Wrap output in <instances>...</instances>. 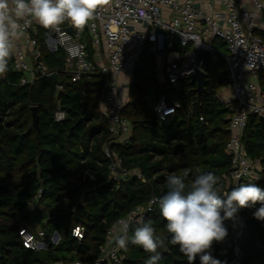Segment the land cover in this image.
<instances>
[{"label": "trees", "instance_id": "16d2710c", "mask_svg": "<svg viewBox=\"0 0 264 264\" xmlns=\"http://www.w3.org/2000/svg\"><path fill=\"white\" fill-rule=\"evenodd\" d=\"M256 34L264 38V31ZM38 38L42 59L58 81L40 77L32 84H21L13 55L0 80V264L93 263L110 227L154 197L157 200L143 221L150 220L164 241L158 249L162 257L158 264H187L179 247L169 243L171 234L158 200L166 194L167 177L183 175L186 169L190 173L186 183L212 172L219 177L221 192L227 189L224 175L231 162L225 148L231 136V110L218 97L231 81L225 60L218 56L206 65L208 82L201 101L195 85L184 82L177 97L186 111L179 109L163 122L151 109V94L158 82L153 74L156 58L146 46L134 71L130 102L123 111L133 124V134L129 142L119 143L113 140L100 107L103 76L94 74L73 82L63 72L64 53L49 51L42 33ZM215 45L226 51L223 41L218 39ZM260 87L264 95L262 79ZM32 107H37V126ZM58 107L66 112L61 122L54 119ZM243 143L248 155L260 159L264 168V127L258 114L249 115ZM104 145L122 157L124 167L139 171L142 177L134 175L120 184L111 179ZM84 169L89 170L87 175ZM250 183L264 189V170L261 180ZM39 190L41 196L35 200ZM254 211L241 209L246 218L240 239L242 264H264V221L255 219ZM77 225L84 228L80 240L73 235ZM139 226L128 228L129 238ZM225 226L227 238L232 220L225 221ZM24 227L43 230L48 248L26 247L20 235ZM56 232L60 240L53 244L51 237ZM223 241L213 243L212 255L221 264H233V252L223 247ZM121 252L124 264H145L152 255L130 239ZM194 264H200L198 256Z\"/></svg>", "mask_w": 264, "mask_h": 264}, {"label": "built area", "instance_id": "2783aa9c", "mask_svg": "<svg viewBox=\"0 0 264 264\" xmlns=\"http://www.w3.org/2000/svg\"><path fill=\"white\" fill-rule=\"evenodd\" d=\"M201 3L206 6H198ZM262 16L264 0H250L249 7L236 0H100L95 18L83 31L74 28L69 21L59 25L58 30L45 29L33 21L23 36L14 42L13 68L21 74L23 85L56 74L42 59L38 38L42 33L49 51L64 53L63 72L73 82L94 74L103 76L102 114L108 121L113 140L127 143L133 134V124L123 116V111L130 102L134 71L146 46L155 55L153 74L158 82V89H153L151 94V109L163 122L179 109L186 111L177 96L189 76L198 70L208 75L202 52L208 53L209 62L221 56L231 80L227 85L231 93L225 95L221 90L218 93L219 99L231 110L228 127L231 136L225 148L231 162L224 175L228 191L242 183L261 180L264 170L261 160L250 157L243 143L249 115L264 116V95L260 88V81L264 80V38L256 34L257 30H262L257 21ZM157 29L165 35L157 34ZM218 39L225 43L226 51L215 45ZM164 41L165 49L159 51ZM2 78L0 75V80ZM65 118L66 112L58 107L55 121L61 122ZM103 151L110 160V178L115 182L120 184L134 175L142 177L139 171L124 167L122 157L113 153L108 145H104ZM88 173L89 170L84 169V175ZM41 193L39 190L35 200ZM156 200L154 197L148 204L134 208L110 227L95 262L75 260L54 264H124L125 256L114 243L115 238L123 234L120 221L127 220L130 226L139 224ZM29 207L33 209V201ZM232 224V231L222 245L232 250L233 264H242L240 239L246 228V218L241 210ZM20 235L28 248H48L41 229L35 232L24 227ZM73 235L82 239L84 228L77 225ZM51 240L57 244L59 234L54 233Z\"/></svg>", "mask_w": 264, "mask_h": 264}, {"label": "clouds", "instance_id": "9594fccd", "mask_svg": "<svg viewBox=\"0 0 264 264\" xmlns=\"http://www.w3.org/2000/svg\"><path fill=\"white\" fill-rule=\"evenodd\" d=\"M99 7L100 0H0V75L9 70L15 40L23 36L33 21L45 29L57 30L59 25L69 21L74 28L83 31L95 18ZM189 174L187 169L183 175L170 174L166 194L158 200L166 230L171 234L169 243L179 247L187 264H194L197 256L200 264H221L213 257L211 249L214 242H221L228 235L225 221L235 219L244 208H255L254 218L264 221V189L253 183H242L221 192L219 177L214 173L199 174L186 183ZM258 202L260 207L256 208ZM138 223L140 226L129 238V222L121 220L123 234L117 236L114 243L125 249L130 239L133 245L152 253L145 264H158L162 258L158 249L164 241L156 235L150 220Z\"/></svg>", "mask_w": 264, "mask_h": 264}, {"label": "water", "instance_id": "95a60500", "mask_svg": "<svg viewBox=\"0 0 264 264\" xmlns=\"http://www.w3.org/2000/svg\"><path fill=\"white\" fill-rule=\"evenodd\" d=\"M156 31H157V34L165 35L160 29H157ZM165 46H166V41L163 42V45L160 46L158 50L163 51L165 49ZM202 53L206 57V64H208L209 63L208 53L207 52H202ZM207 76H208L207 73L202 70H198L195 74H192L191 76H189V82L195 85L194 90L197 92L199 101L202 100L203 93L206 89V84L208 82ZM51 79L54 80L55 82L58 81L56 74H52ZM32 114H33L34 124L35 126H37L38 121H39L37 107H32ZM259 121H260V124L264 127V116L263 115L259 116Z\"/></svg>", "mask_w": 264, "mask_h": 264}, {"label": "crops", "instance_id": "0c3cea01", "mask_svg": "<svg viewBox=\"0 0 264 264\" xmlns=\"http://www.w3.org/2000/svg\"><path fill=\"white\" fill-rule=\"evenodd\" d=\"M236 1L239 2V3L245 4L248 7L250 6V0H236ZM198 6H206V4H202L201 3V4H198ZM216 9H217V6H216ZM257 21H258V25L260 26V29L263 30L264 29V17L263 16L259 17L257 19ZM228 89H229V93H231V89L229 87H228ZM229 93H225V95H229ZM261 93H262V89H261Z\"/></svg>", "mask_w": 264, "mask_h": 264}, {"label": "rangeland", "instance_id": "374dc122", "mask_svg": "<svg viewBox=\"0 0 264 264\" xmlns=\"http://www.w3.org/2000/svg\"><path fill=\"white\" fill-rule=\"evenodd\" d=\"M220 92V91H219ZM229 93V89H228V87L227 86H225V87H223L222 89H221V93Z\"/></svg>", "mask_w": 264, "mask_h": 264}]
</instances>
